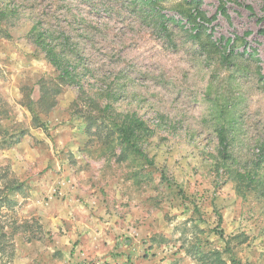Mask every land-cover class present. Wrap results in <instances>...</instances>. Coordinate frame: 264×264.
Returning <instances> with one entry per match:
<instances>
[{
	"label": "clouds",
	"instance_id": "9594fccd",
	"mask_svg": "<svg viewBox=\"0 0 264 264\" xmlns=\"http://www.w3.org/2000/svg\"><path fill=\"white\" fill-rule=\"evenodd\" d=\"M0 264H264V0H0Z\"/></svg>",
	"mask_w": 264,
	"mask_h": 264
}]
</instances>
